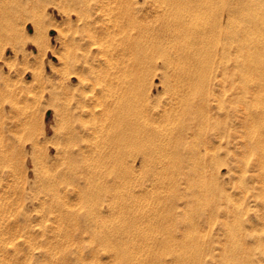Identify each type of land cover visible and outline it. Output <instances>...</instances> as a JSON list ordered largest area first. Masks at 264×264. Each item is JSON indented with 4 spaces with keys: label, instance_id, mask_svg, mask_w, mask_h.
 <instances>
[{
    "label": "rangeland",
    "instance_id": "rangeland-1",
    "mask_svg": "<svg viewBox=\"0 0 264 264\" xmlns=\"http://www.w3.org/2000/svg\"><path fill=\"white\" fill-rule=\"evenodd\" d=\"M129 1L112 16L106 0H0V264H264V150L250 146L264 93L238 82L240 148L226 147L223 106L234 103L221 51L210 46L197 97L179 82L180 38H154L166 0ZM233 4L241 27L257 11L215 0L183 44ZM124 108L136 128L123 144Z\"/></svg>",
    "mask_w": 264,
    "mask_h": 264
},
{
    "label": "bare ground",
    "instance_id": "bare-ground-1",
    "mask_svg": "<svg viewBox=\"0 0 264 264\" xmlns=\"http://www.w3.org/2000/svg\"><path fill=\"white\" fill-rule=\"evenodd\" d=\"M144 1V0H143ZM159 1V0H158ZM157 1V2H158ZM164 1V0H163ZM107 4L106 5V10L109 11V13H112V16H117L119 14H123L126 13L128 11L131 10L132 6H131V2L129 0H106ZM153 2V1H152ZM160 2V1H159ZM105 3V2H104ZM103 3V4H104ZM138 3V2H137ZM148 4V2H147ZM153 4V3H152ZM215 4V0H166L165 2H163L162 4L158 5L157 7H154V14L155 16H153V18L156 19V21H160L162 23V26L165 25V23H169L168 20H170L166 15L168 13H170L171 11L173 12L174 10L178 13V15H180V18L175 21H173L172 24H168L166 26V28L161 29L158 28L162 27L159 25L160 22H158V26L157 29L160 31L159 34H157L156 29L154 31L155 32V37L156 39H160V38H165V37H175L173 39H177L180 38L178 40V43L181 45V47L179 48V50L181 51V60L179 61V63L177 64V67L180 68L182 71H178L179 75L181 77V79H179V82L185 81L190 82V84L192 83L193 85H191L190 87H194L195 88V92L194 93H199L197 95V97H201L204 99L205 95V90H208L205 86L204 83H202L200 86H198V83L200 81V79H204L207 76V72H206V66L208 64V59H207V53L210 54L211 52V48L210 46H217L218 49L221 51L222 54V58L225 62L224 65V71H223V76L226 82H229L230 87L228 89H226V92H230L231 93V97L230 99H233V105H224L223 108L226 110V117L227 118H231V121L229 123H227L226 126V138H225V143H226V147H228V145H231L232 143L234 144V148L239 151L240 148V141L238 139V127L240 125V108L238 103L240 102V90H239V84L241 80H248V79H252L255 83V87L252 89V93L253 94H259V93H264V0H254V6L257 7V11L256 12H251V14H247L244 17V22H246V24H244L242 27L239 25L238 22V18H239V13H240V9L238 8V4L234 5V6H230L231 8L229 9L230 11L227 13V17L226 19L223 21L224 22H214L211 23L210 25H205L202 24L200 28L197 29V32L193 37V40H191L190 42H185L183 44V42L187 39L189 34H183V32H188V29L190 28L191 24H195V22L197 21V19L199 18H206V16L208 15V13H212L213 12V5ZM141 5V4H140ZM150 2L148 4V6L150 7ZM154 5V4H153ZM152 5V7H153ZM157 5V4H156ZM249 5V4H248ZM147 7V5H145ZM155 6V5H154ZM255 7V8H256ZM105 8V7H104ZM148 8V7H147ZM141 11L142 8H140ZM145 9V8H144ZM151 8L148 9V11ZM103 9H101L102 11ZM153 9H151L152 11ZM107 11V13H108ZM147 11V9H146ZM147 11V12H148ZM225 11V10H224ZM105 12V11H103ZM138 12V11H136ZM135 12V13H136ZM140 12V11H139ZM145 13V12H144ZM142 13L141 15L143 16ZM149 13V12H148ZM152 13V12H151ZM150 13V14H151ZM243 13V12H241ZM146 14V13H145ZM110 15V14H108ZM130 15V14H128ZM121 16V15H120ZM123 16V15H122ZM133 16V15H132ZM141 16V17H142ZM146 17V15H144ZM143 16V17H144ZM150 16V15H148ZM152 16V15H151ZM150 16V17H151ZM109 17V16H108ZM142 17V18H143ZM224 17V16H223ZM122 18V17H121ZM120 18V19H121ZM133 18V17H132ZM149 18V17H148ZM203 18V19H204ZM242 18V17H241ZM119 19V18H118ZM127 19V17H126ZM138 19V18H137ZM154 19V20H155ZM122 20V19H121ZM129 20V19H127ZM133 20V19H132ZM140 20V19H139ZM153 20V19H152ZM111 21V19L109 20ZM114 21V20H113ZM123 21V20H122ZM138 21V20H137ZM144 21V18H143ZM156 21H154L153 26L156 25ZM200 21V20H199ZM106 22V21H105ZM131 22V21H130ZM152 22V21H151ZM150 22V24H151ZM213 22V21H212ZM115 23V26L118 24V20L115 19V21L113 22ZM123 23V22H122ZM120 21V24H122ZM125 23V21H124ZM138 25H140V27H142V20L140 22H137ZM109 25V23H107ZM112 24V23H110ZM130 24V23H129ZM128 24V25H129ZM145 23H143L144 25ZM164 24V25H163ZM193 24V25H194ZM114 25V24H113ZM121 26V25H120ZM127 25H125L126 27ZM146 26V25H145ZM233 26L235 27L234 30H232ZM240 26V27H239ZM114 27V26H112ZM118 27V26H117ZM132 27V26H131ZM138 26H136L137 29ZM152 27L151 25L148 27H142L145 29V31H149L148 29ZM116 28V27H115ZM122 28V27H121ZM150 28V30H153ZM229 28L231 30H229ZM123 29V28H122ZM141 29V28H140ZM108 30V27L107 29ZM138 30V29H137ZM143 30V29H142ZM196 30V29H195ZM140 31V30H139ZM192 32V31H191ZM138 33V32H137ZM149 32H146V34ZM140 34L142 35L141 31ZM143 34H145L143 32ZM152 34V33H151ZM126 35V34H125ZM140 35V36H141ZM191 35V33H190ZM139 36V37H140ZM152 36V35H150ZM142 37V36H141ZM149 36L146 35V38H148ZM153 37V36H152ZM151 37V38H152ZM130 38V37H129ZM150 38V37H149ZM171 39V38H170ZM151 40V39H150ZM157 41V40H156ZM171 41V40H170ZM183 41V42H182ZM175 43V42H174ZM176 44V43H175ZM146 45V44H145ZM138 47V46H137ZM153 47V46H152ZM118 48V47H117ZM192 48V51H189V49ZM125 52V48H123ZM178 50V51H179ZM217 50V51H219ZM216 51V52H217ZM173 53V52H172ZM127 54V53H126ZM176 54V53H175ZM219 54V53H218ZM173 55V54H172ZM129 56V55H128ZM219 56V55H218ZM221 56V55H220ZM217 57V55L215 56ZM219 60V59H218ZM122 62V61H121ZM223 62V61H222ZM172 63V61L170 62ZM220 63V61H219ZM174 66V65H173ZM209 66V64H208ZM207 66V68H208ZM146 67V66H145ZM128 69V68H127ZM170 72V71H169ZM175 75V74H174ZM177 76V75H176ZM175 78V77H174ZM179 77H177L178 79ZM178 82V80H177ZM204 84V85H203ZM101 88V87H100ZM124 88V87H123ZM131 90V89H130ZM126 91V90H125ZM194 91V90H193ZM242 91V90H241ZM251 91V90H250ZM129 92V91H128ZM250 93V92H249ZM188 94V93H187ZM264 95V94H263ZM104 96V95H103ZM107 96V95H105ZM182 96V95H181ZM187 96V95H186ZM194 96V95H193ZM192 97V99L190 98L191 102L194 103V101L197 100V98ZM253 96V95H252ZM109 97V96H108ZM107 97V98H108ZM196 97V96H195ZM127 100V99H126ZM125 100V101H126ZM200 100V99H198ZM229 101V100H228ZM136 102V101H135ZM197 102V101H196ZM200 101H198L197 104ZM109 105V102H107ZM125 103V102H124ZM189 103V102H188ZM112 104V103H111ZM192 104V103H191ZM202 102H201V106H202ZM113 105V104H112ZM112 105H110L109 107H112ZM128 105V104H127ZM204 105V104H203ZM107 106V105H106ZM121 106V105H120ZM118 106V107H120ZM122 106H124L122 104ZM189 106V105H188ZM196 106V105H195ZM205 106V105H204ZM193 108H195L192 105ZM196 107H199L198 105ZM108 108V107H107ZM117 108V107H116ZM187 108V107H186ZM256 108V107H255ZM109 109V108H108ZM196 109V108H195ZM194 109V111L192 110L189 111L191 113L197 112ZM206 109V108H205ZM114 110V108H113ZM126 108L120 110L119 112V117L118 120L116 119L115 121H117V123H115L116 125L119 124V128H120V134H121V139L120 141L124 144V142H126L129 133L134 130L136 127H134V125L132 126L131 121L128 119L127 115L128 112H126ZM198 110V109H197ZM119 111V110H118ZM175 111V110H174ZM204 111V110H203ZM109 112V111H108ZM112 112V111H111ZM242 112V111H241ZM186 113V112H185ZM70 114V112H69ZM188 114V113H187ZM68 115V113H67ZM107 115V114H106ZM105 115V116H106ZM186 115V114H185ZM189 115V114H188ZM193 116V114H190ZM197 114H194V117ZM205 115V114H204ZM252 115V114H251ZM72 116V114H71ZM110 116V115H109ZM173 117V116H171ZM187 117V116H186ZM191 117L190 118H194ZM205 117V116H204ZM207 117V116H206ZM205 117V119H206ZM250 117V116H249ZM107 118V117H106ZM115 118V117H114ZM183 118V117H182ZM198 118V117H196ZM195 118V119H196ZM233 118V120H232ZM70 119V118H69ZM189 119V118H188ZM188 119H184L186 121H188ZM194 119V121H195ZM201 119V117H200ZM253 119V120H252ZM252 122L253 124H264V119L261 115V111L260 113H256V116L253 117L252 116ZM111 120V119H110ZM193 120V119H192ZM199 120V118H198ZM207 120V119H206ZM205 120V121H206ZM69 121V120H68ZM109 121V120H108ZM114 121V119H113ZM182 121V120H181ZM190 121V120H189ZM193 124L196 123V121ZM202 121V120H200ZM198 121V123L200 122ZM104 122V121H103ZM173 122V121H172ZM192 121H190L191 124ZM175 123V122H174ZM248 123V122H247ZM184 125V124H182ZM189 125V124H187ZM186 125V126H187ZM196 125V124H195ZM200 124H198L199 126ZM107 126V125H106ZM230 126L233 127V130H235V136L231 139V130L232 128H230ZM253 126V125H252ZM111 127V126H110ZM181 127V126H180ZM184 129L185 125L183 126ZM182 127V128H183ZM191 127V125L189 126V128ZM195 127V126H192ZM197 127V126H196ZM195 127V128H196ZM104 128L105 125H104ZM178 128V127H177ZM173 129V128H171ZM199 129V127L197 128V130ZM203 129H205V127H203ZM178 130V129H177ZM192 130V129H191ZM195 130V129H194ZM194 133H196V131H194ZM114 131V130H113ZM162 131V130H161ZM186 131V130H183ZM110 132V131H109ZM112 132V131H111ZM144 132V131H143ZM151 132V131H150ZM160 132V131H159ZM192 132V134H193ZM202 132V130H201ZM114 133V132H113ZM112 133V134H113ZM156 133V132H155ZM188 132H185V134ZM190 133V132H189ZM111 134V133H110ZM142 134V133H141ZM152 134V133H150ZM203 134V133H202ZM136 135V134H135ZM140 135V134H139ZM145 135V134H144ZM149 135V134H148ZM164 135V134H163ZM191 135V134H189ZM188 135V136H189ZM262 135H264V130L260 135H255L257 136L256 140H252V138L250 139V146L251 148H257V147H261L259 146V144H263L262 145V149L264 150V137L262 139ZM150 136V135H149ZM160 136V135H159ZM168 136V135H167ZM115 137V136H113ZM153 138H154V134H153ZM157 137L155 136V139ZM187 138V137H186ZM115 139V138H114ZM135 139V137H134ZM154 139V141H155ZM161 139V138H160ZM159 139V140H160ZM164 139V138H163ZM160 140V141H164V140ZM180 139V137H179ZM116 141V140H115ZM138 141V140H137ZM150 141H153L152 139ZM153 141V143H154ZM232 141V143H231ZM118 142V141H117ZM139 142V141H138ZM168 142V141H167ZM243 142V141H242ZM249 142V141H248ZM159 143V142H158ZM166 143V142H165ZM118 144V143H117ZM169 144V143H168ZM173 144V143H172ZM248 144V143H247ZM116 145V143H115ZM119 145V144H118ZM149 146V143H148ZM151 146V145H150ZM157 146V145H156ZM159 144H158V148H159ZM163 146V145H162ZM246 146V145H245ZM250 146L248 147L250 149ZM156 148V147H155ZM163 148V147H160ZM147 149V148H146ZM160 150V149H159ZM165 150V149H163ZM172 150V149H171ZM174 150V149H173ZM154 151V150H153ZM252 151V150H251ZM160 152V151H159ZM165 152V151H164ZM178 152V150H177ZM146 153V152H145ZM172 153V152H171ZM238 153V152H237ZM151 154V153H150ZM167 154V153H166ZM230 153L228 152V155ZM169 155V154H168ZM257 155H258V151H257ZM176 156V155H175ZM260 156V155H259ZM256 156V157H259ZM262 159V158H261ZM261 162V161H260ZM261 165V164H260Z\"/></svg>",
    "mask_w": 264,
    "mask_h": 264
}]
</instances>
